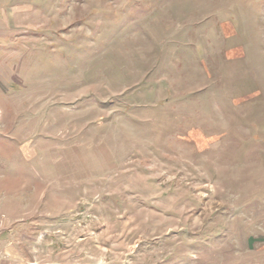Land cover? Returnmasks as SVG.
<instances>
[{
    "label": "rangeland",
    "instance_id": "rangeland-1",
    "mask_svg": "<svg viewBox=\"0 0 264 264\" xmlns=\"http://www.w3.org/2000/svg\"><path fill=\"white\" fill-rule=\"evenodd\" d=\"M0 264H264V0H0Z\"/></svg>",
    "mask_w": 264,
    "mask_h": 264
}]
</instances>
